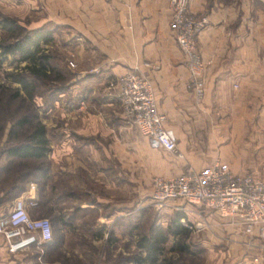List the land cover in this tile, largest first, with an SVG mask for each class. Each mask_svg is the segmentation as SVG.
Listing matches in <instances>:
<instances>
[{"label": "crops", "instance_id": "0c3cea01", "mask_svg": "<svg viewBox=\"0 0 264 264\" xmlns=\"http://www.w3.org/2000/svg\"><path fill=\"white\" fill-rule=\"evenodd\" d=\"M21 3L40 16L32 29L51 22L68 25L69 50L74 57L69 61L76 65L69 68L82 79V87L106 93L111 99L100 106H111L115 98L120 99L118 90L110 89L109 84L136 65L152 80L158 109L166 116V127L174 130L185 159L152 148L143 136L145 177H172L189 167L202 170L221 161L236 174H252L264 181V0L190 1L191 11L208 20L198 38L206 64L202 105L196 101L186 57L171 28L169 0ZM217 110H224V115ZM119 122L90 114L76 118L72 113L63 140L66 147L49 154L51 159H68V168L57 167L53 161L50 183L68 173V201H76L68 206L63 222L49 217L53 239L43 251L26 244L12 252L0 234V264H89V255L99 252L92 248L102 241L115 247L122 238L136 236L131 232L136 219L122 217V208L135 203L137 135L127 126L122 129ZM17 199L25 201L33 217L37 185L31 183L18 197L0 202V216ZM163 210L183 213V220L193 223L203 220L206 227L198 234V242L216 254L219 262L264 264L259 227L248 233L240 218L200 203L172 200ZM92 212L98 216L87 217ZM27 237L22 232L16 240Z\"/></svg>", "mask_w": 264, "mask_h": 264}, {"label": "built area", "instance_id": "2783aa9c", "mask_svg": "<svg viewBox=\"0 0 264 264\" xmlns=\"http://www.w3.org/2000/svg\"><path fill=\"white\" fill-rule=\"evenodd\" d=\"M190 1L169 0L171 28L186 57L192 91L202 99L205 95L206 64L198 50V38L208 20L191 11ZM69 64L75 67L73 61ZM109 88L118 90L124 119L148 139L152 148L163 149L185 159L178 149L174 130L166 127V116L158 109L152 80L141 72L138 65L117 81H111ZM149 198L150 204L156 208L165 207L172 200H181L236 216L248 233L259 227L260 237L264 240V181L252 174H236L226 162L217 161L202 170L189 167L172 177L155 176ZM184 224L191 230H202L206 226L203 220ZM22 232L28 237L16 240ZM0 234L8 241L12 252L26 244L36 245L43 251L44 245L53 239V225L47 217H32L25 201L17 199L13 208L0 216Z\"/></svg>", "mask_w": 264, "mask_h": 264}, {"label": "rangeland", "instance_id": "374dc122", "mask_svg": "<svg viewBox=\"0 0 264 264\" xmlns=\"http://www.w3.org/2000/svg\"><path fill=\"white\" fill-rule=\"evenodd\" d=\"M21 2L22 0H0V43L6 44L11 41L10 35L3 29L2 21L5 17L16 18L22 26L29 30H31L40 19V16H35L30 8H23ZM46 28L51 29L54 32L55 38L54 42L51 45L45 46V48L47 49V52L52 55V63L59 67L62 74L66 75L68 78L64 82L58 81L54 76L52 77V80L49 81H37L38 88L34 101L39 117L48 128L51 140V151L55 149L61 150L66 147L63 140L64 136H68V118L72 116V113L73 117L76 118L83 116V114L114 118L120 121L119 123L121 124L122 129L127 126L137 135L138 156L135 203L131 205L130 208H122V212L125 211V215L122 217H135L137 236L131 235L126 239L122 238L119 245L117 246L115 244V247H112L111 244H104L102 241L101 244L97 245L98 247L94 246L95 248H92L99 252L95 255L90 254L88 258L89 264H135V246L138 233L149 231L151 225L154 224L167 227L177 212L167 214V212L163 210V207L156 208L150 204L149 195L151 191V183L155 176L151 178L149 176L145 177L146 175H144V149L141 145L145 142V138L138 129L128 125L124 120L121 100L115 98V100L112 99L113 105L100 106L101 103L103 104L105 101H110L111 99L106 96V93H94L93 91H90L88 87H82L80 85L82 79L71 71L70 68H75L76 65L75 67H71L69 64V60L74 57L69 50L70 41L68 39L71 35H68V25L62 22H51L46 25ZM74 37L76 38L77 36ZM25 65V62H19L17 56L12 54L4 55L0 50V84L4 85L6 88V92L3 95V101L0 104H4L6 110L2 111V109H0V117L5 124H9L10 119L17 118L28 111L27 103L22 102L20 99L13 102L9 101V95L20 87V84L13 82L12 79L22 73V68ZM204 98L205 95L202 99L196 97L197 103L202 105ZM216 112L218 115H224V110H217ZM166 154L169 155V153ZM162 156L164 155L162 154ZM48 159L51 162V166L52 162L56 161L58 164L57 167L63 166L68 168V159H65L63 156L58 157L57 159L54 157L53 159ZM62 177L63 178L59 180V189L68 193V173L66 175L63 174ZM145 178L149 179V181L145 180ZM75 201L76 200L68 201V196L62 199L61 204L64 203L62 205H66L67 207V217L68 206L71 208ZM79 214H77L78 217L81 216V214ZM97 216L98 213L92 212L88 214L87 217ZM44 217L50 216L44 215ZM69 217H73V215L70 214ZM183 222L193 223L188 220H183ZM191 231L190 253L185 256L187 262L189 264H223L219 262L216 254H212L207 248L198 242L197 236L201 230ZM170 245L171 243L169 246Z\"/></svg>", "mask_w": 264, "mask_h": 264}, {"label": "trees", "instance_id": "16d2710c", "mask_svg": "<svg viewBox=\"0 0 264 264\" xmlns=\"http://www.w3.org/2000/svg\"><path fill=\"white\" fill-rule=\"evenodd\" d=\"M2 22L11 39L6 44L0 43L2 54H12L18 57L19 62L26 63L22 73L12 79L20 87L9 95V101L20 99L27 103L28 111L10 119L9 124H5L0 117V147L3 146L0 151V202L18 197L29 184L35 183L38 199L33 217L47 215L63 222L67 217V207L61 201L68 193L59 189V182L50 183L53 178L48 159L52 150L51 140L34 101L37 81H49L53 76L61 82L68 79L52 63V55L45 48L54 42V32L46 27L29 30L16 18L5 17ZM5 92L6 88L0 84V104ZM0 109L6 110L4 104L0 105ZM183 219H186L185 215L177 212L167 227L154 224L149 231L139 232L135 264H189L185 256L190 253L192 231ZM136 228V225L132 227L131 232L135 231L137 236Z\"/></svg>", "mask_w": 264, "mask_h": 264}]
</instances>
